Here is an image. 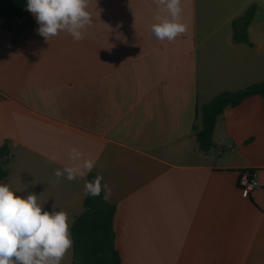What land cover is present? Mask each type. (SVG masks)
<instances>
[{
	"label": "crops",
	"instance_id": "crops-1",
	"mask_svg": "<svg viewBox=\"0 0 264 264\" xmlns=\"http://www.w3.org/2000/svg\"><path fill=\"white\" fill-rule=\"evenodd\" d=\"M251 6L249 44L235 32ZM181 7L187 31L171 42L151 34L154 0H91L80 42L46 41L33 15L25 29L0 19V148L10 151L0 183L67 212L70 230L90 173L52 181L75 147L112 190L123 264H264V96L223 111L210 152L194 133L198 107L264 81V0ZM245 169L259 183L250 194L238 186ZM71 263L72 248L61 264Z\"/></svg>",
	"mask_w": 264,
	"mask_h": 264
},
{
	"label": "clouds",
	"instance_id": "clouds-1",
	"mask_svg": "<svg viewBox=\"0 0 264 264\" xmlns=\"http://www.w3.org/2000/svg\"><path fill=\"white\" fill-rule=\"evenodd\" d=\"M91 0H27L29 11L39 25L37 32L46 41L67 32L74 42L82 41L86 29L92 27L93 18L88 11ZM157 6L151 34L160 41H173L187 31L182 22L181 0H154ZM70 163L54 171V184L61 177L68 181L85 178L96 166L93 159H83L77 148L70 149ZM49 162L57 160L55 154ZM104 177L97 174L85 181L84 194L108 201L112 190ZM21 189H13L8 183H0V264H61L73 247L69 230V217L64 210L45 211L39 196L29 193L16 195Z\"/></svg>",
	"mask_w": 264,
	"mask_h": 264
},
{
	"label": "trees",
	"instance_id": "trees-1",
	"mask_svg": "<svg viewBox=\"0 0 264 264\" xmlns=\"http://www.w3.org/2000/svg\"><path fill=\"white\" fill-rule=\"evenodd\" d=\"M27 0H0V19L7 23L16 19H24L22 28H28L33 20L26 10ZM255 6H251L243 18V27L236 30L235 39L249 43L246 27L255 14ZM237 25V22L236 24ZM250 44V43H249ZM264 96V81L236 91H225L210 102L197 108L196 120L200 126H194L198 149L208 153L213 147V133L217 118L226 108L239 105L245 99L254 96ZM10 151L7 146L0 148V180L8 174V159ZM97 174L90 173L88 181ZM116 208L99 197L87 196L84 200L83 212L75 217L70 226L72 247L71 264H123L120 252L115 245L114 216Z\"/></svg>",
	"mask_w": 264,
	"mask_h": 264
},
{
	"label": "built area",
	"instance_id": "built-area-1",
	"mask_svg": "<svg viewBox=\"0 0 264 264\" xmlns=\"http://www.w3.org/2000/svg\"><path fill=\"white\" fill-rule=\"evenodd\" d=\"M238 186L248 194L255 191L259 186L256 178V173L252 169H245L240 171L238 177Z\"/></svg>",
	"mask_w": 264,
	"mask_h": 264
}]
</instances>
